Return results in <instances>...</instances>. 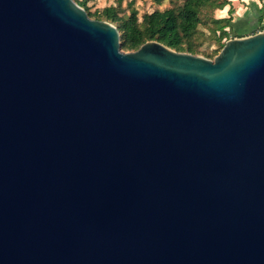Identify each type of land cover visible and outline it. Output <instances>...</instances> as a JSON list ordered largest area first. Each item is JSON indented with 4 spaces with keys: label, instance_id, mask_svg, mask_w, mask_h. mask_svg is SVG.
<instances>
[{
    "label": "water",
    "instance_id": "95a60500",
    "mask_svg": "<svg viewBox=\"0 0 264 264\" xmlns=\"http://www.w3.org/2000/svg\"><path fill=\"white\" fill-rule=\"evenodd\" d=\"M74 0H0V264H264V31L213 59Z\"/></svg>",
    "mask_w": 264,
    "mask_h": 264
},
{
    "label": "trees",
    "instance_id": "16d2710c",
    "mask_svg": "<svg viewBox=\"0 0 264 264\" xmlns=\"http://www.w3.org/2000/svg\"><path fill=\"white\" fill-rule=\"evenodd\" d=\"M154 1L159 4L162 2V0ZM210 2L211 0H182L180 6L145 14L142 20L134 8L131 9L129 15L124 16H120V10L117 8H113L111 12L105 9L102 14H96L95 18L99 21L110 22L118 28L121 36V50L124 52H136L147 42L155 41L176 52L197 56L199 55L198 48L201 46V42L198 41L201 35L200 28L203 25L198 9L206 7ZM260 2L264 7V0ZM79 5L86 10L90 18L94 17L89 14L85 1ZM226 5H230V2L227 1ZM232 15L231 8L229 17L214 28V31L221 35L218 40L221 45L219 50L215 51V55L207 56V59L216 57L228 41L230 34L227 29L234 27ZM256 15L248 22L253 35L264 31V13ZM237 34L238 37L247 36L241 29Z\"/></svg>",
    "mask_w": 264,
    "mask_h": 264
},
{
    "label": "rangeland",
    "instance_id": "374dc122",
    "mask_svg": "<svg viewBox=\"0 0 264 264\" xmlns=\"http://www.w3.org/2000/svg\"><path fill=\"white\" fill-rule=\"evenodd\" d=\"M77 4L85 1L86 7L89 10V14H91V19L96 20V14H102L105 9H109L110 12L113 8H117L120 10V16L129 15L132 8L136 9L139 13V18L142 20L145 14H150L155 11H164L168 8L178 7L181 5L182 0H162L159 4L154 0H74ZM227 1L229 0H211L210 4L204 8L198 9L199 17L201 18L203 25L200 28V38L199 42H201V46H199V55L201 57H207L211 55H215V51L219 50V33L214 31V28L219 23L223 22L226 18H228L224 14V9L226 7ZM260 1V0H259ZM226 2V3H225ZM250 9L252 7H249ZM257 11V14L262 15L264 13V7L261 2L258 3V6L253 7ZM234 11V10H233ZM250 10L247 11L248 14ZM234 15H232V18ZM104 21V20H102ZM235 27V25L233 24ZM242 32H245L247 36L253 35L250 28L241 27ZM229 35L227 40H230L231 36H236L235 29H227ZM260 32V31H259ZM245 36V37H247ZM234 38V37H233ZM224 41V40H223ZM124 52V51H123ZM130 53V52H125ZM215 58V57H214ZM212 58L211 60H213Z\"/></svg>",
    "mask_w": 264,
    "mask_h": 264
},
{
    "label": "crops",
    "instance_id": "0c3cea01",
    "mask_svg": "<svg viewBox=\"0 0 264 264\" xmlns=\"http://www.w3.org/2000/svg\"><path fill=\"white\" fill-rule=\"evenodd\" d=\"M229 2H230V5H226L223 11L224 12L223 15H226V16L228 15L227 17H229L230 9L232 8V10H234L233 11V15H234L233 24L235 25V27H233V29H235L236 36H233V37L240 38L238 37V34H237L238 25H239V28L248 27V22L251 20V18L254 15L257 14L255 13L257 10L253 7L258 6V3L260 1L259 0H229ZM249 7H252V8L250 9ZM248 10H250V12L246 14ZM233 37L231 36L230 38L232 39Z\"/></svg>",
    "mask_w": 264,
    "mask_h": 264
},
{
    "label": "built area",
    "instance_id": "2783aa9c",
    "mask_svg": "<svg viewBox=\"0 0 264 264\" xmlns=\"http://www.w3.org/2000/svg\"><path fill=\"white\" fill-rule=\"evenodd\" d=\"M121 42V41H120Z\"/></svg>",
    "mask_w": 264,
    "mask_h": 264
}]
</instances>
